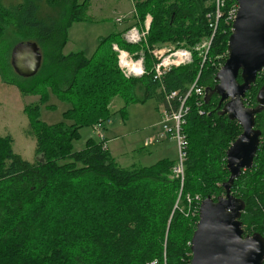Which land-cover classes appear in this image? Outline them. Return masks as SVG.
I'll return each instance as SVG.
<instances>
[{"label":"trees","instance_id":"1","mask_svg":"<svg viewBox=\"0 0 264 264\" xmlns=\"http://www.w3.org/2000/svg\"><path fill=\"white\" fill-rule=\"evenodd\" d=\"M131 2L132 24L101 39L94 55L86 57L63 50L71 25L90 20V0H0L3 83L40 101L51 92L70 105L63 113L65 122L55 125L37 120V107H25L35 161L23 160L13 152L11 137L0 136V264H190L198 215L192 214L195 204L189 208L187 199L224 195L226 151L242 132L236 121L220 114V98L212 94L206 104L192 94L186 102L182 181L173 174L177 159L124 168L101 141L89 138L80 151L73 143L82 129L110 121L116 98L125 107L154 97L162 102L159 84L152 79L157 57L148 49L179 44L191 50L214 31L204 63L193 51L190 64L172 68L162 79L169 92L184 93L196 80L205 91L213 89L220 68L216 62H225L216 57L226 54L232 28L228 10L236 2H226L216 31L213 0ZM147 15L151 22L145 43L126 42L125 32L142 27ZM209 19L214 21L209 24ZM20 42H34L42 55L31 78L17 76L10 64L12 48ZM113 46L135 59L144 53L142 76L124 75ZM237 81L242 82L240 75ZM263 84L264 71L246 92V107L257 106ZM137 90L142 98L136 97ZM255 123L262 133L260 147L252 169L234 181L231 193L245 204L240 218L244 234L264 238V109ZM41 156L43 162L37 160Z\"/></svg>","mask_w":264,"mask_h":264},{"label":"water","instance_id":"2","mask_svg":"<svg viewBox=\"0 0 264 264\" xmlns=\"http://www.w3.org/2000/svg\"><path fill=\"white\" fill-rule=\"evenodd\" d=\"M237 11L227 42V58L215 76L216 85L207 89L204 102L212 94L220 98L221 115L236 121L241 134L226 151L228 180L224 195L215 200L203 199L191 241L190 264H264V238L254 233L245 235L241 215L242 200L231 193L234 181L251 170L260 147L261 131L255 128L256 115L264 109V84L256 96V107L243 103L246 92L264 71V0H235ZM42 55L34 42L16 44L10 54L14 73L21 78L35 76ZM240 75L241 83L237 82ZM43 162V157L37 158Z\"/></svg>","mask_w":264,"mask_h":264},{"label":"rangeland","instance_id":"3","mask_svg":"<svg viewBox=\"0 0 264 264\" xmlns=\"http://www.w3.org/2000/svg\"><path fill=\"white\" fill-rule=\"evenodd\" d=\"M133 15L134 8L131 0H90L87 10V16L90 20L71 25L67 32L68 43L63 53L82 52L86 57L93 56L100 44V40L113 33L122 31L124 25L132 24ZM147 18L151 22V16L147 15ZM121 19L122 21L118 22ZM135 28L141 38L137 44L145 43L149 28L146 30L145 22L142 27L136 26ZM178 45L168 44L166 46L184 48ZM152 52V49H148V53ZM126 54L128 61L123 59L121 64L124 66L130 65L133 68H142L141 60H144V53H140V59H135L134 56ZM152 55L154 54L152 53ZM196 55L198 57L199 52H196ZM216 58L218 60L225 58L226 60L227 51L226 54H222ZM129 61L136 63L132 65ZM216 65L221 68L223 64L221 61H218ZM52 94L50 92L41 101L38 96H23L16 87L3 83L0 76V136H10L13 152L28 162L35 161L36 155L34 151L35 141L32 137L28 136L30 119L25 113V107L28 105L37 107V112H35V115L37 113V120L47 125L65 122L63 113L69 109L70 105ZM135 95L138 98H142L143 92L141 93L137 90ZM157 101V98L154 97L146 99L144 103H133L125 107L124 101L121 98H116L111 103L110 110L112 115L110 122H112V125H107L109 123L104 124L101 133L112 155H115L114 157L121 167L150 166L163 158L169 160L177 159L175 142L169 137H158L156 142H153L154 145H149V147L143 146L144 142L152 135L146 127L152 123L159 124L162 121L161 115L157 111ZM158 130L160 136V127ZM98 135L99 132L95 127L82 129L80 140L73 143L74 150H82L89 138L100 142L101 140ZM109 140L112 142L109 143ZM198 198L200 199V197Z\"/></svg>","mask_w":264,"mask_h":264},{"label":"built area","instance_id":"4","mask_svg":"<svg viewBox=\"0 0 264 264\" xmlns=\"http://www.w3.org/2000/svg\"><path fill=\"white\" fill-rule=\"evenodd\" d=\"M228 0H213L215 5V10L217 12V17L220 16V13H223V9L226 6V2ZM237 11V4L232 5L229 7L228 10V17L227 20L231 23L233 22ZM209 18V16H207ZM121 20H118L120 22ZM214 21V19H209V24ZM150 19L147 18L145 21V28L148 30L149 28ZM214 26L211 25V28ZM215 32L212 31V35L208 40L203 41L201 44L197 45L195 50L197 53L199 52V56L202 57V63L206 60V55L210 48L213 36ZM125 40L128 43L136 44L140 42L141 38L139 32L135 27L131 28L126 34L124 35ZM113 49L118 53L119 58V67L127 77H140L143 74H139L138 76H134L137 72L136 68L130 69L129 67L123 66L121 64V55L122 53L125 54L124 58L127 60L128 56L125 52H122L118 49L117 46H114ZM155 50L152 52L153 54L156 53V49L159 50V55L157 58L156 63L153 65V81H156L159 84V91L163 94V100L157 106L159 114L162 116L163 125L160 127V137H169L171 140L175 142L176 145V152H177V164L173 169V174L176 177H179L181 181L183 180L184 176V161L186 158V151L188 147V141L186 135L184 133V125L186 122V116L189 113V106L186 104L189 97L194 94L198 98L204 102V97L202 96V88L197 86V81H195L190 88L181 93L179 91H167L163 85V77L167 72H169L174 67L186 66L192 62V52L184 50V48H174V47H167L166 45L157 46L154 48ZM167 54V55H166ZM142 61V60H141ZM135 63L136 62H130ZM109 123V122H108ZM103 124L99 123L95 125L97 131L99 132V139L103 143V148H107L105 143L104 137L101 133ZM198 198V197H196ZM194 199L191 200L190 198L187 199V203L190 206H193V215L199 214V206L201 203V199ZM149 264H157L156 261L150 262Z\"/></svg>","mask_w":264,"mask_h":264},{"label":"crops","instance_id":"5","mask_svg":"<svg viewBox=\"0 0 264 264\" xmlns=\"http://www.w3.org/2000/svg\"><path fill=\"white\" fill-rule=\"evenodd\" d=\"M160 124H161V122L158 124V123H152V124H150V125H148L146 128L152 133V135L144 142V144H143V146H147V147H149V145L150 146H152V145H154L153 144V142H156V139L158 138V137H160L159 136V130H158V128L160 127ZM107 125H112V122H110L109 121V124H107ZM111 129V128H110ZM157 130V131H156ZM116 139V138H115ZM115 139H113V140H115ZM112 141H110L109 140V143H111ZM158 144V143H157ZM107 145V144H106ZM158 149V148H157ZM107 150L110 152V154H111V156L115 159V155L113 156L112 155V153H111V151H110V149H109V147H108V145H107ZM161 157H162V155H161ZM164 159V158H163ZM161 160V159H160ZM115 161H116V159H115ZM117 162V161H116ZM118 164V163H117ZM119 165V164H118ZM125 168H129V167H125Z\"/></svg>","mask_w":264,"mask_h":264},{"label":"bare ground","instance_id":"6","mask_svg":"<svg viewBox=\"0 0 264 264\" xmlns=\"http://www.w3.org/2000/svg\"><path fill=\"white\" fill-rule=\"evenodd\" d=\"M222 15H223V13H220V16L219 17H217V12L215 11V18H216V24H215V31L217 30V24H218V21H219V19L222 17ZM137 44V43H136ZM197 46V45H196ZM196 46L194 47V49H188V48H184V50H187V51H189V52H193L194 50H195V48H196ZM155 50V49H154ZM153 50V51H154ZM158 55H159V50L158 49H156V53L154 54V56H156L157 58H158ZM124 56H125V54L124 53H122V55H121V58H120V60L122 61L123 59H125L124 58ZM126 60V59H125ZM126 61H128V60H126ZM130 62V61H129ZM132 65H134V63H131ZM124 66V65H123ZM126 67H129L130 69H133V67H131L130 65H127ZM137 69V72H136V74H141L142 73V70L144 71V68H143V65H142V68L140 69V68H136ZM134 73V76H136V74H135V71L133 72ZM137 75V76H138ZM197 81V80H196ZM238 82V81H237ZM239 83V82H238ZM200 88H202V87H200ZM203 90H202V96L203 97H205V95H206V91L204 90V88H202ZM223 104V103H222ZM221 104V105H222ZM161 118H162V116H161ZM163 125V119H162V121H161V124H160V127ZM260 144H261V141H260Z\"/></svg>","mask_w":264,"mask_h":264}]
</instances>
